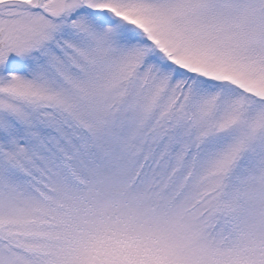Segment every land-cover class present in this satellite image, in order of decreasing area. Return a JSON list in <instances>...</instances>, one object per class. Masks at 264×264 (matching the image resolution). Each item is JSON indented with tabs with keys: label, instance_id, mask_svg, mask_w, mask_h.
Returning <instances> with one entry per match:
<instances>
[{
	"label": "snow or ice",
	"instance_id": "1",
	"mask_svg": "<svg viewBox=\"0 0 264 264\" xmlns=\"http://www.w3.org/2000/svg\"><path fill=\"white\" fill-rule=\"evenodd\" d=\"M0 264H264V0H0Z\"/></svg>",
	"mask_w": 264,
	"mask_h": 264
}]
</instances>
